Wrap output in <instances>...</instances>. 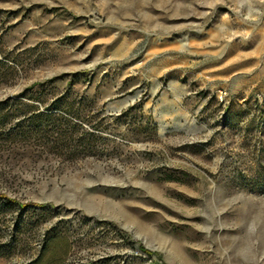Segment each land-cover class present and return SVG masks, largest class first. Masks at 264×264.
<instances>
[{
    "label": "rangeland",
    "instance_id": "1",
    "mask_svg": "<svg viewBox=\"0 0 264 264\" xmlns=\"http://www.w3.org/2000/svg\"><path fill=\"white\" fill-rule=\"evenodd\" d=\"M0 198V264H264V0H0Z\"/></svg>",
    "mask_w": 264,
    "mask_h": 264
},
{
    "label": "trees",
    "instance_id": "2",
    "mask_svg": "<svg viewBox=\"0 0 264 264\" xmlns=\"http://www.w3.org/2000/svg\"><path fill=\"white\" fill-rule=\"evenodd\" d=\"M0 199H2V198H0ZM4 200H5V205L6 206H9V205H13V204H15V202L14 201H11V200H7V199H5L4 198ZM53 243H46V245H45V247H44V249L39 253V256H38V258L35 260V261H33L31 264H51L50 263V260H47V255L49 254V249L50 248H52V247H54V250L56 251V249H60V250H62V253H63V255H66L67 253H68V251H69V245H68V242L66 243H64L63 241H62V238L60 237V238H56L54 241H52ZM51 246V247H50ZM55 247H57L56 249H55ZM54 251V252H55ZM54 253H52V255H53ZM50 259H52V257L50 258ZM60 264V263H59ZM61 264H63V262L61 261Z\"/></svg>",
    "mask_w": 264,
    "mask_h": 264
},
{
    "label": "water",
    "instance_id": "3",
    "mask_svg": "<svg viewBox=\"0 0 264 264\" xmlns=\"http://www.w3.org/2000/svg\"><path fill=\"white\" fill-rule=\"evenodd\" d=\"M128 102H125L124 104H127ZM123 109V107H120L119 109H111L112 111H120V110H122Z\"/></svg>",
    "mask_w": 264,
    "mask_h": 264
}]
</instances>
